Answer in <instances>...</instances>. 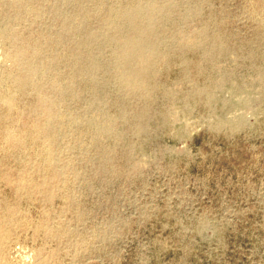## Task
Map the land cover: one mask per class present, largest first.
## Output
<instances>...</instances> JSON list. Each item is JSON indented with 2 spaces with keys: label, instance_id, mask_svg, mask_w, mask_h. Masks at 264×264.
I'll list each match as a JSON object with an SVG mask.
<instances>
[{
  "label": "rangeland",
  "instance_id": "obj_1",
  "mask_svg": "<svg viewBox=\"0 0 264 264\" xmlns=\"http://www.w3.org/2000/svg\"><path fill=\"white\" fill-rule=\"evenodd\" d=\"M150 4L140 90L116 41ZM29 45L43 69L18 86ZM0 95V264H264V0H0Z\"/></svg>",
  "mask_w": 264,
  "mask_h": 264
},
{
  "label": "bare ground",
  "instance_id": "obj_2",
  "mask_svg": "<svg viewBox=\"0 0 264 264\" xmlns=\"http://www.w3.org/2000/svg\"><path fill=\"white\" fill-rule=\"evenodd\" d=\"M62 3H63V1H62ZM12 5L15 9H18V10L21 9L19 2L14 3ZM157 8H158V6H156L155 4H150L149 7H147V8L137 6L136 8H134L131 11L124 12V15H123L125 22L127 19L129 22H132V24L134 23V25L132 27V30H133L132 32L128 33L127 35L125 34L120 40L116 41L118 46H119V51L117 52L116 56H117V58H119V60L121 61V64H122V67H119L118 76L122 82H124L127 86L132 87L134 89L144 90L146 88L147 83H146L145 76L149 72V68L146 66V64L150 60V57L155 53L156 48H157V44L155 42L150 41V38L154 35V24L153 23H154V20L156 18ZM63 16H65V14ZM138 18L147 19L146 26L136 25L135 22L138 20ZM64 21H65V19H64ZM7 36L9 39H11V41H18V38H19V36H17L16 33H11V32H9V34ZM91 39L95 40V37L92 36ZM101 41H102V39H101ZM58 42H60V41H58ZM58 44L59 43H56V45H58ZM83 46H84V44H83ZM98 57H99V55H98ZM8 58L15 63L16 68L18 69L17 73H11L10 74V76L13 77L15 83L18 86H24L26 84H33L35 78L37 77L39 72L42 71V69H43L42 66L36 65L37 60L39 58H41V54L38 51L37 47H35L33 45H29L27 49L22 48L21 50H15L14 52L9 54ZM49 59H51V58H49ZM95 60H96V58H95ZM75 61H77V60H75ZM133 62H135L137 64L132 65L131 63H133ZM48 74H49V72H48ZM51 74H49V76H51ZM152 74H151V76H152ZM56 84H55V86H56ZM64 92H65V90H64ZM58 94H60V93H58ZM62 94H63V92H62ZM0 101H2V104L9 107L10 109H13L15 106L14 101L9 97L0 95ZM58 104L56 103L55 100L48 98L45 91L41 90V92L39 94V100L37 103V108L41 110V113L44 116L45 120L43 123H41L39 121L35 122L34 125H32V127L35 131H37V136L40 138H43L44 141H46V142L51 141V135L49 132V130H50L49 124L54 119L53 115L57 113V108L59 107ZM68 119H66V120H68ZM74 119H77V118H74ZM61 121H62V119H61ZM75 121H77V120H75ZM93 126H95V125L93 124ZM103 128H105L107 131H110V130H112V124L106 123L103 126ZM5 140L11 146H16V145L20 144V141H19L20 139H19L18 135H16L15 133H12V132H9L5 135ZM49 157H50L49 160L51 162L52 161L51 152L49 153ZM56 174H58V172H56ZM1 247H2V242L0 241V249H1Z\"/></svg>",
  "mask_w": 264,
  "mask_h": 264
}]
</instances>
